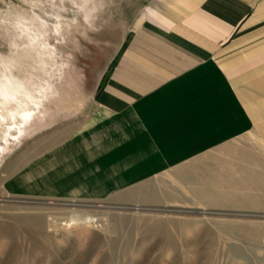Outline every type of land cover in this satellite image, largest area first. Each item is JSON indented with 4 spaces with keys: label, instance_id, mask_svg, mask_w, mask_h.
Wrapping results in <instances>:
<instances>
[{
    "label": "crops",
    "instance_id": "crops-1",
    "mask_svg": "<svg viewBox=\"0 0 264 264\" xmlns=\"http://www.w3.org/2000/svg\"><path fill=\"white\" fill-rule=\"evenodd\" d=\"M95 102L86 121L23 159L5 187L227 214L228 201L247 198L241 186L251 176L264 184V0H146ZM214 222L206 231H251L228 216Z\"/></svg>",
    "mask_w": 264,
    "mask_h": 264
},
{
    "label": "rangeland",
    "instance_id": "rangeland-1",
    "mask_svg": "<svg viewBox=\"0 0 264 264\" xmlns=\"http://www.w3.org/2000/svg\"><path fill=\"white\" fill-rule=\"evenodd\" d=\"M145 1L0 0V264H264L263 178L227 214L205 216L5 187L23 159L96 111ZM225 216L251 231H206Z\"/></svg>",
    "mask_w": 264,
    "mask_h": 264
},
{
    "label": "bare ground",
    "instance_id": "bare-ground-1",
    "mask_svg": "<svg viewBox=\"0 0 264 264\" xmlns=\"http://www.w3.org/2000/svg\"><path fill=\"white\" fill-rule=\"evenodd\" d=\"M2 108L4 109V108H5V106L3 105V106H2ZM64 138H65V137H64ZM54 140H55V139H54ZM60 140H61V139H60ZM52 141H53V140H52ZM58 142H59V141H58ZM87 221H88V220H87ZM254 238H255V237H254ZM256 239H257V237H256ZM112 257H113V256H112Z\"/></svg>",
    "mask_w": 264,
    "mask_h": 264
}]
</instances>
